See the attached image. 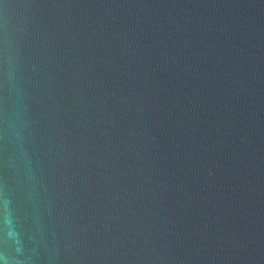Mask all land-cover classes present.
<instances>
[{
    "label": "water",
    "instance_id": "1",
    "mask_svg": "<svg viewBox=\"0 0 264 264\" xmlns=\"http://www.w3.org/2000/svg\"><path fill=\"white\" fill-rule=\"evenodd\" d=\"M0 264H264V0H0Z\"/></svg>",
    "mask_w": 264,
    "mask_h": 264
}]
</instances>
